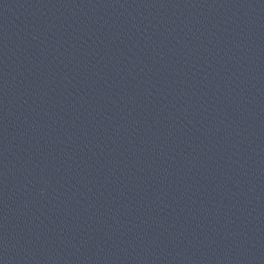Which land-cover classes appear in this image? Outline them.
Returning <instances> with one entry per match:
<instances>
[{"label":"water","instance_id":"95a60500","mask_svg":"<svg viewBox=\"0 0 264 264\" xmlns=\"http://www.w3.org/2000/svg\"><path fill=\"white\" fill-rule=\"evenodd\" d=\"M0 264H264V0H0Z\"/></svg>","mask_w":264,"mask_h":264}]
</instances>
